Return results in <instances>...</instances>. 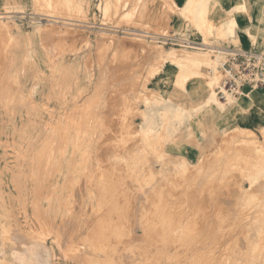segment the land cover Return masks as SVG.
<instances>
[{
    "label": "rangeland",
    "instance_id": "obj_1",
    "mask_svg": "<svg viewBox=\"0 0 264 264\" xmlns=\"http://www.w3.org/2000/svg\"><path fill=\"white\" fill-rule=\"evenodd\" d=\"M220 1L32 0L27 20L0 16V264H120L146 244L173 264H264V88L215 94L226 49L264 53V7L241 30ZM164 32L206 57L170 65L160 50L201 49L150 37Z\"/></svg>",
    "mask_w": 264,
    "mask_h": 264
},
{
    "label": "bare ground",
    "instance_id": "obj_2",
    "mask_svg": "<svg viewBox=\"0 0 264 264\" xmlns=\"http://www.w3.org/2000/svg\"><path fill=\"white\" fill-rule=\"evenodd\" d=\"M229 13V12H228ZM231 17V16H230ZM228 22H230L231 23V25H232V27L233 28H235V27H237V22H236V20H235V18L234 17H231V18H229L228 19ZM69 23V22H68ZM54 30V29H53ZM58 31V30H57ZM62 33V32H61ZM48 34V33H47ZM70 35H72V34H70ZM55 36V35H54ZM204 39V38H203ZM154 45V44H153ZM43 47V46H42ZM191 48H200L199 46H193V47H191ZM206 48V47H205ZM205 48H200L201 49V51H197V52H194V53H188V54H182V55H178L177 53H176V50L175 51H159L158 52V55H159V58H162V59H164V60H166L167 62H169L170 63V65H177V64H179V63H184V62H198V61H200V59L201 58H204V57H206V53H205ZM207 49V48H206ZM57 54V53H56ZM208 56V55H207ZM209 58V57H208ZM209 60V59H208ZM214 60V59H213ZM211 61V60H210ZM213 62V61H212ZM212 66V65H211ZM171 72L172 73H174L175 72V69L172 67L171 68ZM207 85H206V87H205V90H206V93L204 94V99H203V102H202V105H206V104H208V103H210L211 101H214V91H213V84H214V81H213V79H210L209 81H207V83H206ZM68 139V138H67ZM61 143H59V145H60ZM58 145V146H59ZM60 148V147H59ZM61 149V148H60ZM85 154V153H84ZM24 157V156H23ZM73 166V165H72ZM185 167V166H184ZM46 172H48V170L46 171ZM46 174V173H45ZM131 175V174H130ZM131 177V176H130ZM173 179V178H172ZM56 180V179H55ZM157 180V179H156ZM69 182V181H68ZM166 182V181H165ZM63 183V182H62ZM70 183V182H69ZM77 183V182H76ZM123 183H125V181L123 182ZM120 184V183H119ZM130 184V183H129ZM148 185V184H147ZM160 187H159V189L160 188H162L161 187V184L159 185ZM68 187V186H67ZM121 186H119V188H120ZM129 187V186H128ZM170 187V186H169ZM134 189V188H133ZM155 189V188H154ZM69 190V189H68ZM121 190V189H120ZM158 190V189H157ZM70 191V190H69ZM152 191V190H151ZM164 192V191H163ZM170 192V191H169ZM123 193V192H122ZM127 194H129V193H127ZM138 194V193H137ZM156 194V193H155ZM174 194V193H173ZM60 195V194H59ZM58 195V196H59ZM124 195V194H123ZM108 197V196H107ZM128 197V196H127ZM135 197V196H134ZM140 197V196H139ZM142 198V197H141ZM156 198V197H155ZM169 199H170V197H168ZM173 198V197H172ZM131 199V198H130ZM166 199V198H165ZM165 199H164V201H165ZM155 200V199H154ZM174 200V199H173ZM153 202V201H152ZM169 202H170V200H169ZM168 202V203H169ZM140 203V202H139ZM154 203V202H153ZM167 203V204H168ZM62 204V203H61ZM109 204V203H108ZM152 204V203H151ZM134 205H136V203L134 204ZM166 205V203H164V206ZM133 206V205H132ZM167 206H169L170 207V205H166V208H164L163 207V202H162V205H161V207L162 208H164V209H167L168 207ZM152 207V206H151ZM112 208V207H111ZM135 208V207H134ZM173 208V207H172ZM108 209H110V208H108ZM180 209H182V208H180ZM129 210V209H128ZM141 210V209H140ZM153 210H155V209H153ZM75 211H77V209L75 210ZM88 211V210H87ZM119 211V210H118ZM120 211H122L121 209H120ZM147 211V210H146ZM172 211V210H171ZM117 212V211H116ZM157 212V211H156ZM184 212V211H183ZM75 213V212H74ZM137 213V212H136ZM135 213V214H136ZM172 214H173V212H171ZM102 214V213H101ZM176 214V213H175ZM120 215V214H119ZM124 215V214H123ZM179 215V214H178ZM187 215V214H186ZM159 216H160V214H159ZM161 216H164V215H162V212H161ZM170 216V215H169ZM95 217V216H94ZM98 217V216H97ZM123 217V216H122ZM153 218H154V215L152 216ZM151 217V218H152ZM157 217L158 216H156V218H154V219H157ZM180 217H182V215L180 216ZM69 218V217H68ZM126 218H128V217H126ZM136 218V217H135ZM163 218H168V217H163ZM106 219V218H105ZM118 219H120L119 217H118ZM182 219H183V217H182ZM181 219V220H182ZM124 220L125 221H128L127 219H125L124 218ZM147 220H151L150 219V217L147 219ZM147 220H144V221H147ZM157 220H159V217H158V219ZM180 220V221H181ZM184 220V219H183ZM68 221H70V220H68ZM98 221V220H97ZM111 221V220H110ZM123 221V220H122ZM153 221V220H152ZM164 221V220H163ZM162 221V222H163ZM170 221H171V218H170ZM185 221H187V220H185ZM92 222H94V221H92ZM96 222V221H95ZM117 222V221H116ZM124 222V221H123ZM154 222V221H153ZM156 222V221H155ZM155 222L153 223V224H151V226L150 227H154V224H155ZM177 222V221H176ZM66 223H68V222H66ZM151 223V222H150ZM159 223V222H158ZM181 223H182V221H181ZM187 222H185V224H186ZM161 224V223H160ZM180 224V223H179ZM183 224V223H182ZM41 225V224H40ZM39 225V226H40ZM68 226H69V224H67ZM93 225V224H92ZM96 225V224H95ZM121 225V224H120ZM119 225V226H120ZM129 225V224H128ZM161 225H163V224H161ZM161 225H155L156 226V228H160L161 227ZM174 225H176V224H174ZM65 226V225H64ZM72 226V225H71ZM91 226V225H90ZM112 226V225H111ZM117 226V225H116ZM142 226V225H141ZM157 226H159V227H157ZM163 226H166V225H163ZM41 227V226H40ZM61 227V226H60ZM118 227V226H117ZM130 227V226H129ZM136 227V226H135ZM145 227H146V225H145ZM145 227H143L144 229L143 230H145ZM186 227V226H185ZM111 228H113V227H111ZM116 228V227H115ZM121 228V227H120ZM137 228V227H136ZM149 228V227H148ZM147 228V229H148ZM162 228V227H161ZM42 229H44V227L42 228ZM47 229V228H46ZM90 229L91 228H87V231H90ZM114 229V228H113ZM116 229H118V228H116ZM141 229V228H140ZM155 229V227L153 228V230ZM8 230V229H7ZM64 230V229H63ZM93 230H95V229H93ZM109 230H111L110 228L108 229V233L110 234V232H109ZM120 230V229H119ZM118 230V231H119ZM161 231L163 230V228L162 229H160ZM175 230V229H174ZM43 231H45V230H43ZM69 231H72V230H70L69 229ZM99 231H101V230H99ZM113 231V230H112ZM148 231H150V229L149 230H147V232ZM155 231V230H154ZM156 231H158L157 229H156ZM61 232V231H60ZM67 232H68V230H67ZM76 232V231H75ZM85 232H86V230H85ZM84 232V233H85ZM93 232V231H92ZM91 231L89 232V233H92ZM175 232V231H174ZM57 233H58V231H57ZM65 233H66V230H65ZM83 233V234H84ZM88 233V232H87ZM94 233H96L97 235H99V237L101 236L100 235V232H99V234H98V232L97 231H95ZM104 233V231H102V234ZM105 233H106V231H105ZM114 233H116L115 231H113V236H115V235H117V234H115L114 235ZM123 233V232H122ZM168 233V232H167ZM176 233V232H175ZM52 234V233H51ZM55 234V233H54ZM68 234V233H67ZM82 234V235H83ZM108 234V235H109ZM144 234H147V236H149V234L148 233H146V231H145V233ZM152 234H153V232H152ZM155 234L156 235H152V236H154V237H156L157 238V236H158V233H156L155 232ZM160 234H161V232H160ZM87 235V234H86ZM91 236H92V234H90ZM97 235H96V237H97ZM108 235H107V237H108ZM176 235V234H175ZM84 236L85 235H83V239H84ZM88 236V235H87ZM102 236H104V235H102ZM137 236V235H136ZM151 236V235H150ZM149 236V237H150ZM172 236V235H171ZM66 237V236H65ZM65 237H64V239H65ZM86 237V236H85ZM93 237V236H92ZM109 237H111V235H109ZM116 237V236H115ZM123 237V236H122ZM146 237V236H145ZM147 237L148 239H153L152 237ZM159 237V236H158ZM172 237H174V236H172ZM9 238V237H8ZM34 238V237H33ZM60 238V237H59ZM80 238V237H79ZM90 238V237H89ZM89 238H87V239H89ZM106 238V236H104V239ZM137 238V237H136ZM167 238H168V236H167ZM195 238V237H194ZM198 237H196V239H197ZM28 239V238H27ZM26 239V240H27ZM46 239V238H45ZM57 239V238H56ZM80 239H82V238H80ZM96 239V238H95ZM100 239V238H99ZM111 238H109V240H110ZM115 239H121V236H120V233H119V235L117 236V238H115ZM114 239V240H115ZM125 239H128V237L127 238H125ZM124 239V242H123V240H121V242H119V240L117 241V242H115V244L114 243H110V247H109V250H110V252L111 253H113V252H119V253H122L123 251H125V250H123V251H121V249H123V248H125V247H127L128 246V244L127 243H125V242H128V241H126ZM133 239H135V238H133ZM146 239V238H145ZM148 239L146 240V241H148ZM159 239V238H158ZM10 240V239H9ZM103 240V239H102ZM102 240H100V241H102ZM139 240V239H138ZM142 240V239H141ZM167 240H169V239H167ZM177 240V239H176ZM17 241V240H16ZM36 241V240H35ZM84 241V240H83ZM83 241H79V242H83ZM97 241V240H96ZM129 241H130V239H129ZM132 241V240H131ZM160 241V239L158 240V242ZM173 241V240H172ZM194 241V240H193ZM198 241V240H197ZM20 241H18V244H21V243H19ZM33 242V241H32ZM39 242V241H38ZM43 242V241H42ZM94 242V241H93ZM106 242H108L107 240H106ZM132 242H134V241H132ZM145 242V241H144ZM152 243L153 242H155V244L154 245H156V246H158L160 243H161V241L159 242V244H158V242H156V241H151ZM167 242H169V241H167ZM166 242V243H167ZM201 242V241H200ZM23 243H25V245L27 246V243H26V241L25 242H23ZM64 243H65V240H64ZM104 243V242H103ZM118 243H121V245H119V246H117L116 244H118ZM129 243V242H128ZM137 243V242H136ZM147 243V242H146ZM163 243L165 244V242L163 241ZM176 243V242H175ZM17 244V245H18ZM42 244H44V243H42ZM133 244V243H132ZM138 244V243H137ZM151 244V243H150ZM169 244V243H168ZM167 244V246H170V245H168ZM183 244V243H182ZM188 244V243H187ZM196 244V243H195ZM63 245V244H62ZM127 245V246H126ZM134 246H135V244H133ZM148 244H146V246H147ZM152 245V244H151ZM161 245V244H160ZM159 245V247H161ZM174 244H172V246H173ZM179 245V244H178ZM203 245H204V243H203ZM141 246H144V245H141ZM146 246H144V247H146ZM183 246V245H182ZM187 246H189V245H187ZM199 246V245H198ZM22 247H23V245H22ZM138 247V246H137ZM144 247H142L143 248V251H138L139 252V254L141 255L140 257H135V258H137V259H135L134 260V258H130V259H125V258H123L124 256H126L125 254H124V256L123 257H116L115 255H112L111 253V256H114L113 258L114 259H117V261L119 260V263L120 264H173L172 263V260L171 259H169L168 258V256L167 257H165V255L160 251V253L158 252H156L155 254H154V252L152 253L153 255L151 256V254H150V252H151V250L150 249H152V248H150V249H148L149 248V245H148V247L147 248H144ZM151 247V246H150ZM154 247V246H153ZM164 247V250H165V247L166 246H163ZM178 248V246H175V248ZM184 247V246H183ZM185 247H186V245H185ZM185 247L184 248H182L183 249V251H185L184 249H185ZM117 248H119V249H117ZM127 248H129L130 249V247H127ZM131 248H135V247H131ZM142 248H140V247H138V249L139 250H142ZM158 248V247H157ZM162 248V247H161ZM160 248V249H161ZM166 248H168V247H166ZM173 249H174V247H172ZM171 247L170 248H168L169 249V251H172L171 249H172ZM177 248H176V250H175V255L173 254V251H172V254H171V256H173L174 257V260L176 259L175 258V256L177 257V253H180V252H177L176 253V251H177ZM179 248H181V247H179ZM178 248V249H179ZM15 249H18V248H15ZM14 249V250H15ZM155 250H157L156 248H154ZM163 249V248H162ZM167 249V250H168ZM12 250V249H11ZM21 251H20V253L21 254H19V255H17V260H19V261H23V259H24V257L22 258V256H24L23 255V253L25 252V250H22V249H20ZM180 250V249H179ZM189 250H193L192 248H189ZM68 251V250H67ZM132 252H133V250H131ZM153 251V250H152ZM187 251V250H186ZM198 251H201V249H199L198 248V250H197V252ZM18 252H19V250H18ZM164 252H166V251H164ZM258 252V251H257ZM82 253V252H81ZM97 253V252H96ZM127 253V252H126ZM129 253V252H128ZM134 253V252H133ZM136 253V252H135ZM134 253V254H135ZM170 253V252H169ZM190 253V252H189ZM192 253H193V251H192ZM191 253V254H192ZM200 253V252H199ZM84 254H85V252H84ZM83 254V255H84ZM102 254H103V252H102ZM145 254H148V255H145ZM168 254V253H167ZM177 254V255H176ZM21 255V256H20ZM70 255V254H69ZM156 255V256H155ZM161 255V256H160ZM164 255V256H163ZM193 255V254H192ZM181 256H182V254H181ZM189 256V255H188ZM77 257V256H76ZM97 257V256H96ZM130 257V256H129ZM212 257H214V256H212ZM73 258V257H72ZM78 258L79 257H77V260H78ZM85 258V257H84ZM83 258V259H84ZM128 258V257H127ZM186 258H188V257H186ZM205 258V257H204ZM210 258V257H209ZM2 259V258H1ZM85 259H87V258H85ZM193 259H199V258H193ZM193 259H191V260H193ZM25 260V259H24ZM28 260V259H27ZM68 260V259H67ZM74 260H76V259H74ZM73 260V261H74ZM109 260H113V259H109ZM128 260H129V262H128ZM170 260V261H169ZM188 260V259H187ZM261 260V259H260ZM29 261V260H28ZM85 261V260H84ZM87 261H88V259H87ZM185 261V260H184ZM197 261V260H196ZM203 261H205V260H203ZM89 262V261H88ZM111 262V261H110ZM174 262H176V261H174ZM183 262V261H182ZM188 262H189V260H188ZM209 262V261H208ZM113 263V262H112ZM117 263V262H116ZM187 263V262H186ZM185 263V264H186ZM191 263V262H190ZM189 263V264H190ZM194 263V262H193ZM203 263V262H202ZM205 263H207V262H205ZM210 263V262H209ZM83 264V263H82ZM236 264V263H235Z\"/></svg>",
    "mask_w": 264,
    "mask_h": 264
},
{
    "label": "built area",
    "instance_id": "obj_3",
    "mask_svg": "<svg viewBox=\"0 0 264 264\" xmlns=\"http://www.w3.org/2000/svg\"><path fill=\"white\" fill-rule=\"evenodd\" d=\"M162 45L193 47L196 42L189 37L171 32L150 35ZM225 59L220 65V79L215 87L218 99L240 95L250 89L264 88V53L254 48L245 50L226 49Z\"/></svg>",
    "mask_w": 264,
    "mask_h": 264
},
{
    "label": "crops",
    "instance_id": "obj_4",
    "mask_svg": "<svg viewBox=\"0 0 264 264\" xmlns=\"http://www.w3.org/2000/svg\"><path fill=\"white\" fill-rule=\"evenodd\" d=\"M32 0H0V16H15L27 20L31 15ZM218 5L223 10L237 8L235 12V20L238 28L245 30L249 23L256 22L261 17V11L264 7V0H221ZM237 37L239 43L241 40L247 43L248 36L246 33H241L240 37L237 29Z\"/></svg>",
    "mask_w": 264,
    "mask_h": 264
}]
</instances>
